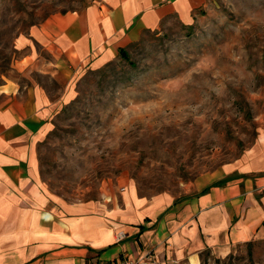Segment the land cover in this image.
Returning <instances> with one entry per match:
<instances>
[{"label":"rangeland","instance_id":"1","mask_svg":"<svg viewBox=\"0 0 264 264\" xmlns=\"http://www.w3.org/2000/svg\"><path fill=\"white\" fill-rule=\"evenodd\" d=\"M96 1L0 0V104L6 83L23 85L30 75L57 101L54 79L19 69L15 40L54 13ZM123 48L126 57L119 49L77 76L36 143L50 194L71 203L111 194L119 201L125 192L181 199L253 147L260 152L264 0H210L190 21L169 15ZM198 264H264V241L222 256L204 249Z\"/></svg>","mask_w":264,"mask_h":264},{"label":"crops","instance_id":"2","mask_svg":"<svg viewBox=\"0 0 264 264\" xmlns=\"http://www.w3.org/2000/svg\"><path fill=\"white\" fill-rule=\"evenodd\" d=\"M209 1L98 0L54 13L17 36L19 69L48 74L60 88L56 101L32 75L23 85H4L0 264H121L144 255L158 264H198L204 249L222 256L238 244L264 241V129L254 145L259 153L253 147L181 199L125 192L119 201L111 194L71 203L39 180L36 143L56 106L72 98L77 76L114 59L169 15L190 21Z\"/></svg>","mask_w":264,"mask_h":264},{"label":"built area","instance_id":"3","mask_svg":"<svg viewBox=\"0 0 264 264\" xmlns=\"http://www.w3.org/2000/svg\"><path fill=\"white\" fill-rule=\"evenodd\" d=\"M123 236H124V233L120 231L118 233V237L122 238ZM121 264H158V261L155 257L151 258L148 255H144V256H141L135 259L125 260Z\"/></svg>","mask_w":264,"mask_h":264},{"label":"trees","instance_id":"4","mask_svg":"<svg viewBox=\"0 0 264 264\" xmlns=\"http://www.w3.org/2000/svg\"><path fill=\"white\" fill-rule=\"evenodd\" d=\"M119 52H120V54H121L122 56H124V57L127 56L126 50H125L124 48H120Z\"/></svg>","mask_w":264,"mask_h":264}]
</instances>
